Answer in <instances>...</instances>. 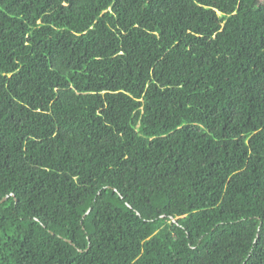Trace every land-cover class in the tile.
Here are the masks:
<instances>
[{
  "label": "trees",
  "instance_id": "obj_1",
  "mask_svg": "<svg viewBox=\"0 0 264 264\" xmlns=\"http://www.w3.org/2000/svg\"><path fill=\"white\" fill-rule=\"evenodd\" d=\"M0 264H264V0H0Z\"/></svg>",
  "mask_w": 264,
  "mask_h": 264
},
{
  "label": "water",
  "instance_id": "obj_2",
  "mask_svg": "<svg viewBox=\"0 0 264 264\" xmlns=\"http://www.w3.org/2000/svg\"><path fill=\"white\" fill-rule=\"evenodd\" d=\"M5 199H6V197H3V199L1 201L5 200Z\"/></svg>",
  "mask_w": 264,
  "mask_h": 264
}]
</instances>
